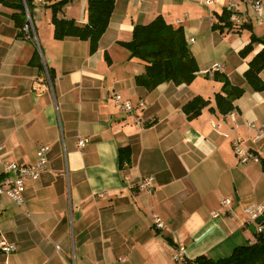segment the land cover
<instances>
[{"label":"crops","instance_id":"0c3cea01","mask_svg":"<svg viewBox=\"0 0 264 264\" xmlns=\"http://www.w3.org/2000/svg\"><path fill=\"white\" fill-rule=\"evenodd\" d=\"M56 1L33 3L36 41L17 36L16 10L0 2L2 163L32 165L37 150L49 148L45 170L25 183L23 206L0 195V242L14 249L0 251V264H183L253 243L245 210L264 205V135L254 141L248 124L264 126V91H254L244 73L261 45L246 57L240 52L251 34L264 37V0L259 17L252 0H115L93 52L89 41L54 38L49 5ZM230 4L238 26L249 27L222 35L212 29L214 16ZM86 7L73 0L58 16L84 24ZM158 16L182 28L198 71L189 83L147 90L135 82L145 65L125 44L135 26ZM36 52L41 67L31 63ZM214 65L217 76L209 73ZM225 79L244 91L233 103L234 122L214 101ZM114 95L134 112L120 110ZM195 97L210 104L189 119L183 106ZM234 140L260 162L240 163ZM125 148L129 160L120 165ZM147 177L151 192L136 187Z\"/></svg>","mask_w":264,"mask_h":264},{"label":"trees","instance_id":"16d2710c","mask_svg":"<svg viewBox=\"0 0 264 264\" xmlns=\"http://www.w3.org/2000/svg\"><path fill=\"white\" fill-rule=\"evenodd\" d=\"M71 1L73 0H58L49 5L54 38L63 40L74 37L89 41L90 51L93 52L108 27L115 0H86V22L84 24L58 16L63 7ZM0 2L16 10L11 15V19L18 30L17 36L24 38L22 28L25 24V11L22 0H0ZM26 2L32 14L33 2L31 0H26ZM232 13L235 12L226 8L220 15H215L212 29L225 35L239 33L249 27L246 23L238 26L237 23L231 22ZM255 45H261V49L249 61L244 77L254 91H264V82L260 79V73L264 71V37L258 38L251 34L250 43L241 50L240 54L246 57L253 51ZM125 46L130 51L131 58H137L144 63L145 71L135 78V82L147 90H153L167 81H173L176 84L189 83L198 71L195 59L186 47L182 28L167 24L161 16L146 25L135 26L133 38ZM31 63L41 67L40 56L37 52ZM48 73L50 76V71ZM217 75L218 72H215L214 76ZM243 93L241 88L233 86L225 79L221 91L214 96L216 107L221 113L228 114L234 110L233 103ZM209 104L208 100L195 97L183 106V112L187 118L191 119L197 117ZM128 160V149L120 150V165L126 164ZM261 164L264 167V158L261 159ZM259 226L261 230L258 231L255 228L253 233L254 242L234 248L228 257L213 260L201 255L193 260H184L183 264H264V222Z\"/></svg>","mask_w":264,"mask_h":264},{"label":"built area","instance_id":"2783aa9c","mask_svg":"<svg viewBox=\"0 0 264 264\" xmlns=\"http://www.w3.org/2000/svg\"><path fill=\"white\" fill-rule=\"evenodd\" d=\"M33 3H39L44 4L46 0H31ZM212 0H204L205 4H209ZM24 5V11H25V24L22 28L23 34L26 38L32 39L34 41L37 40L36 37V28L34 21L32 19V14L27 6L26 0H22ZM235 4H230L228 7V10H232L234 8ZM251 7L253 10V13L256 17H259L262 11V1L261 0H252ZM231 22L237 23L238 17L236 13H232L230 17ZM261 23H264V21L260 20ZM221 66L220 65H214L209 73H215L220 72ZM113 102L115 105L123 111H126L128 113H133L134 108L132 104L129 101L123 100L119 95H114L112 97ZM142 105V104H140ZM236 112L233 110L228 113V118L230 121L234 122ZM139 120V119H137ZM248 127L252 130H255L257 132V136L253 137V140L256 141L264 135V126H256L255 124H248ZM85 144V140H80L78 142L79 146H83ZM233 150L236 154V156L239 159L240 163H247L248 161L253 162H260V159L253 155L250 150L244 148L238 140H234L232 142ZM49 148L47 146H43L39 148L36 152V162L32 165L24 166L19 165L14 162H3L2 163V154H1V148H0V163L2 164V175L3 178L0 179V195L6 196L9 198L14 204L18 206L24 205V187L25 183L31 179L36 180L40 177L41 173L45 170L46 162H47V154H48ZM136 187L139 190L151 192L154 187V180L152 177H147L142 179L136 184ZM229 203V200L224 199L222 200L223 205H227ZM245 212L250 217V222L254 223L255 219L264 212V205L257 207V208H247ZM217 214L214 215L216 217ZM154 226L157 229H163L164 223L163 221L155 217L154 218ZM256 230L260 231L261 227L259 225H256ZM14 249L12 246L6 245L4 242H0V251L4 253L12 252ZM183 248H180L179 251L176 254V258L179 260H183Z\"/></svg>","mask_w":264,"mask_h":264},{"label":"water","instance_id":"95a60500","mask_svg":"<svg viewBox=\"0 0 264 264\" xmlns=\"http://www.w3.org/2000/svg\"><path fill=\"white\" fill-rule=\"evenodd\" d=\"M262 222H264V212H262L256 219L254 224L252 225V231L255 232V228L256 225H260ZM210 233V231L206 232L205 234H203L199 240H202L203 238H205L208 234Z\"/></svg>","mask_w":264,"mask_h":264},{"label":"rangeland","instance_id":"374dc122","mask_svg":"<svg viewBox=\"0 0 264 264\" xmlns=\"http://www.w3.org/2000/svg\"><path fill=\"white\" fill-rule=\"evenodd\" d=\"M73 264V263H72Z\"/></svg>","mask_w":264,"mask_h":264}]
</instances>
